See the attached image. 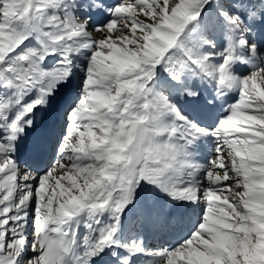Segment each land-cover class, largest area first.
<instances>
[{
  "label": "snow or ice",
  "instance_id": "6c2138e0",
  "mask_svg": "<svg viewBox=\"0 0 264 264\" xmlns=\"http://www.w3.org/2000/svg\"><path fill=\"white\" fill-rule=\"evenodd\" d=\"M0 264H264V0H0Z\"/></svg>",
  "mask_w": 264,
  "mask_h": 264
},
{
  "label": "bare ground",
  "instance_id": "6f19581e",
  "mask_svg": "<svg viewBox=\"0 0 264 264\" xmlns=\"http://www.w3.org/2000/svg\"><path fill=\"white\" fill-rule=\"evenodd\" d=\"M201 205H202V204H201ZM202 206H203V205H202ZM201 215H202V214L200 213L199 215H193V216L191 217V219H190V221H189L190 232H192V231L195 229L197 223H198L199 220H200ZM184 223H185V221H184ZM183 231H185V229H184Z\"/></svg>",
  "mask_w": 264,
  "mask_h": 264
}]
</instances>
